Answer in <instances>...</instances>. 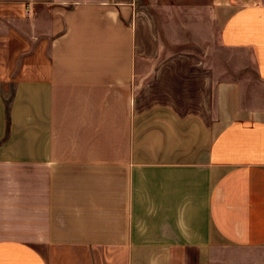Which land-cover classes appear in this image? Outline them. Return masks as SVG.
<instances>
[{
    "label": "crops",
    "instance_id": "crops-1",
    "mask_svg": "<svg viewBox=\"0 0 264 264\" xmlns=\"http://www.w3.org/2000/svg\"><path fill=\"white\" fill-rule=\"evenodd\" d=\"M0 264H264V0H0Z\"/></svg>",
    "mask_w": 264,
    "mask_h": 264
},
{
    "label": "rangeland",
    "instance_id": "rangeland-1",
    "mask_svg": "<svg viewBox=\"0 0 264 264\" xmlns=\"http://www.w3.org/2000/svg\"><path fill=\"white\" fill-rule=\"evenodd\" d=\"M156 10V16L159 18L160 11L158 8ZM185 47L184 45L172 47L166 44V48L173 49V51H183ZM220 52L221 54L226 53L223 50ZM208 58L214 59L194 55L170 56L166 54L147 57L145 60L147 65L141 64L142 69L137 77L138 95L145 98V104L178 99L182 108H191L193 96H198L205 90L201 80L206 73L201 70V64ZM12 93L13 86H6L7 103Z\"/></svg>",
    "mask_w": 264,
    "mask_h": 264
},
{
    "label": "built area",
    "instance_id": "built-area-1",
    "mask_svg": "<svg viewBox=\"0 0 264 264\" xmlns=\"http://www.w3.org/2000/svg\"><path fill=\"white\" fill-rule=\"evenodd\" d=\"M25 12L28 16H30L33 13V8L32 7L26 8Z\"/></svg>",
    "mask_w": 264,
    "mask_h": 264
}]
</instances>
